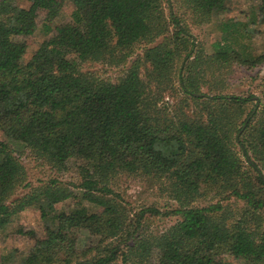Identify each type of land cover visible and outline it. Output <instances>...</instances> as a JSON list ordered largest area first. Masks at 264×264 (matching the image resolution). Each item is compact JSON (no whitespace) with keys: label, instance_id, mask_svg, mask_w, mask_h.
Wrapping results in <instances>:
<instances>
[{"label":"trees","instance_id":"trees-1","mask_svg":"<svg viewBox=\"0 0 264 264\" xmlns=\"http://www.w3.org/2000/svg\"><path fill=\"white\" fill-rule=\"evenodd\" d=\"M30 1L47 18L70 4L72 22L23 63L22 36L35 32L38 13L0 0V231L37 203L45 234L16 264H264V100L222 93L204 77L206 65L264 64V52L242 55L231 43L239 27L226 20L203 57L163 0ZM253 1L264 18V0ZM177 2L205 21L231 0ZM98 63L122 73L104 77L90 67ZM166 92L182 96L177 109L159 104ZM16 147L56 171L74 163L79 200L60 209L72 189L56 179L33 185ZM123 172L159 181L177 202L167 214L179 218L146 232L147 214L160 209L133 211L112 188ZM21 187L31 189L14 198ZM231 200L241 204L232 209ZM81 229L90 233L84 242Z\"/></svg>","mask_w":264,"mask_h":264},{"label":"rangeland","instance_id":"rangeland-1","mask_svg":"<svg viewBox=\"0 0 264 264\" xmlns=\"http://www.w3.org/2000/svg\"><path fill=\"white\" fill-rule=\"evenodd\" d=\"M15 3L31 7L37 11V28L34 33L22 38L27 43V49L24 53L23 63H27L32 53L40 45L43 39L56 33V27L68 22H72L70 4H66L59 9L57 15L53 18H47V9L41 5L33 4L30 0H13ZM163 7L167 16L173 11L182 16L183 23L190 29L195 42V50L199 49L203 57L209 58L215 52V43L221 40L223 36V23L226 20H232L237 23L240 33L232 45L242 54L250 52L259 54L264 52V18L258 11V2L253 0H231L227 10H215L213 14L205 21H201L193 13L187 12L186 8L181 7L177 0H163ZM186 12V13H185ZM49 25L50 29L46 27ZM143 44L136 46L138 52H141ZM182 55H185L182 54ZM182 58L178 59L176 66L181 64ZM97 69L98 74L104 77L116 78L122 72L119 68H113L100 63L90 66ZM214 68V73L211 70ZM207 66L205 79L212 80L211 83L218 84L222 88V93H233L237 95H254L264 100V64L248 66L237 60H230L219 66ZM203 77V78H204ZM210 85V84H209ZM203 91H208V85L202 87ZM181 95L165 93L164 100L169 109H177L181 104ZM180 102V103H179ZM178 103V105H177ZM253 102L250 103L252 106ZM194 106V105H193ZM190 102L188 111L193 109ZM187 108V107H186ZM173 115L169 113V116ZM3 133L0 130V138ZM16 152L20 155L26 169L28 181L33 185L43 182H49L56 179L59 183L69 187L73 191V196L58 204L60 209H66L73 206L79 200L80 188L78 186L80 177L74 163L68 166V169L56 171L49 167L47 163L40 164L31 156L29 150L23 147H16ZM156 182V183H155ZM112 188L119 192L128 202L133 211L154 206L160 209L159 214H147L145 228L148 233H158L164 231L173 224L179 217L177 215L167 214L170 209L177 207V202L172 200L168 194L162 190V187L156 179L148 180V176L129 175L128 173L118 174L112 182ZM31 188L21 187L17 189L14 198L20 197ZM83 201H86L82 198ZM232 209L238 208L241 202L231 200L224 201ZM204 204V201H198ZM87 229H81L76 233L79 242H84L89 237ZM44 226L41 220L40 207L37 203L28 206L21 212V217L6 230L0 231V264H16L21 259H25L32 252V243L37 238H43ZM155 262H149L154 264ZM233 264H244L243 261L233 259Z\"/></svg>","mask_w":264,"mask_h":264}]
</instances>
